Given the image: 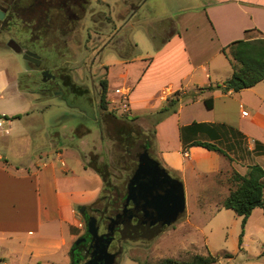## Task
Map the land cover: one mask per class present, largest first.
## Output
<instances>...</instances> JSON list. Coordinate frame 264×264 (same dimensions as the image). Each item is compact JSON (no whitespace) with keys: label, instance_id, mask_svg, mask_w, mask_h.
I'll list each match as a JSON object with an SVG mask.
<instances>
[{"label":"rangeland","instance_id":"rangeland-1","mask_svg":"<svg viewBox=\"0 0 264 264\" xmlns=\"http://www.w3.org/2000/svg\"><path fill=\"white\" fill-rule=\"evenodd\" d=\"M188 1L192 0H90L76 40L71 39L62 45L51 43L59 41L65 33L63 30L57 32L46 28V25H0V73L16 82L20 90L18 94L7 91L1 94L0 117L7 116L11 120V115H19V118L5 126L7 133L0 134V153L8 152L9 163L28 162L33 170L36 166L41 168L43 164L52 162L57 177H62V170H69L67 176L74 180L77 176L87 177L90 183L84 187L89 190L101 182L91 166L95 164L116 178L112 182L120 186L123 175L115 161L124 153L121 131L152 129V123L158 116L147 112L135 118L122 110L114 93L121 82L118 67L114 68L113 77L107 84L105 114L100 113V99L95 95V89L97 91L101 82L106 81L104 66H113L118 61L120 54L117 50L126 56L143 57L146 50L154 47L152 38L163 41L174 32L175 25L167 20H174L175 14L189 5ZM132 5L136 6V11L135 7L131 9ZM32 28L33 39L37 36L43 39L41 42L39 38L35 48L41 44L40 47L48 49L39 52L46 67L53 73L73 70L76 80L71 76L72 80L86 92V99L69 95L66 101H61L51 94L34 93L40 80L13 48V43L22 45L27 41ZM66 36L70 37L69 34ZM253 36L257 34L248 37ZM130 40L135 43L134 50ZM55 58L57 61L54 63ZM57 149L66 168L54 162ZM247 155H241V158H248ZM261 163L264 166V162ZM84 187L77 183L71 190L86 189ZM227 191L220 187V193L227 194ZM207 192L212 193L210 190ZM197 194V190L188 189L183 216L155 239L126 240L118 245L111 243V252L121 248L117 264H158L164 259L188 262L194 255L217 257L214 264H264V211L255 209L243 227L242 218L232 210L222 208L225 196L221 200L209 196L198 200ZM67 229L63 227L62 235ZM81 229L82 235L85 227ZM22 239L16 245L10 240L0 243V264H13L15 255H19L21 264H70L69 256L62 254L44 258L30 255L24 251ZM77 240L74 238L70 242V249ZM13 242L15 244V240Z\"/></svg>","mask_w":264,"mask_h":264},{"label":"crops","instance_id":"crops-1","mask_svg":"<svg viewBox=\"0 0 264 264\" xmlns=\"http://www.w3.org/2000/svg\"><path fill=\"white\" fill-rule=\"evenodd\" d=\"M174 17L167 20L175 25L173 34L163 41L152 38L154 47L143 57L121 53L115 65L104 66L105 80L108 84L114 68L120 69L116 89L128 92V113L135 118L156 112L176 91L187 95L176 113L154 126L157 154L181 180L186 196L192 188L198 191V200L207 196L221 200L229 194L232 172L243 175L252 165L264 170V155L252 153L255 142L264 146V80L236 93L207 88L222 85L232 74L221 53L224 47L254 38L248 36L257 31L264 35V0H192ZM6 91L20 93L16 82L0 73V98ZM192 94L193 100L188 96ZM205 100H211V108H206ZM3 117L4 128L10 126L12 120ZM194 124L199 127L190 128ZM182 132L187 143H215L229 158L202 147L183 150ZM246 154L248 158H241ZM54 157L67 167L58 149ZM56 171L52 162L33 170L28 162L9 163L8 152L0 153V243L10 240L16 245L23 238L24 251L36 258L68 256L70 242L81 236L82 229L77 228L84 224L81 209L100 196L103 185L100 178V184L89 190L87 177L74 180L67 176L69 170L57 177ZM77 183L86 184V189L71 190ZM220 185L227 194L219 192ZM63 227H68L65 235ZM15 258L12 263L21 264L19 255Z\"/></svg>","mask_w":264,"mask_h":264},{"label":"trees","instance_id":"trees-1","mask_svg":"<svg viewBox=\"0 0 264 264\" xmlns=\"http://www.w3.org/2000/svg\"><path fill=\"white\" fill-rule=\"evenodd\" d=\"M134 7L136 11L135 5H132L131 9L134 10ZM249 32L252 31H246L245 33L247 34ZM173 33L174 32H172L171 34ZM132 46V49L134 50L135 45L133 44ZM117 51L120 54L119 56L121 57L122 52H120L119 50ZM221 53L228 60L232 70V74L230 78L222 83V85L208 87V90H212L214 88H223L224 91H232L236 93L244 89L252 88L256 84L264 80V35H262L260 32L257 31V36L254 38H245L230 43L221 50ZM101 84L104 88V91L103 96L100 100L99 108L100 113L105 114L107 108L104 104V98L107 89V82L102 81ZM202 90L203 89H198V92ZM188 96H190V99L193 100L196 94ZM185 98H187V95L183 94L181 91H176L171 96H169L162 107L154 112V114L158 116V118L153 121L152 129L150 128L137 131H121V143L124 148V153L122 155L123 157L120 156L119 160L117 162L115 161V165L117 167H121L122 170V172L120 173H122L123 178L121 177L122 181L120 183V186L112 182V179L116 180V178L114 179V177L110 173L106 174L95 164H91V166L94 168L93 170L96 171V173H98V175L100 176L103 187L100 196L92 204L84 207L82 212L84 224H86V221L90 217H98L99 221H102L112 218L121 212L122 206L124 205L126 200L127 183L134 174L138 165L139 157L143 152L148 153L151 159L158 162L160 167L164 169V171L168 173V175L172 179L182 183L177 175L173 171L169 170L166 165L160 160V158L157 157L158 152L155 142L154 126L161 122L165 117L176 113L180 103ZM204 104L206 108H211V100H205ZM18 118L19 116H13L11 117V120ZM145 121L148 123V119L145 118ZM191 127L199 126H195L194 124L190 126V128ZM184 133L185 132L181 133L183 150L190 147H202L208 151L217 152L225 157H228L227 153L223 149H221V147H218V145H216L215 143L200 141H192L187 143ZM225 147L227 148V146ZM252 153L254 155H264V146L258 142H255ZM228 183L230 185L229 194L225 198L221 206L226 210H232L236 216L242 218V226L244 227L247 219L255 209H261L264 211V170L258 165H252L248 167L247 173L245 175H240L236 172H232L228 179ZM184 212L185 209L176 222L179 221ZM175 223L168 226L166 229H164L158 235L152 237L151 239L137 238L133 240L151 241L171 226H174ZM82 235L80 237L84 236ZM86 235L87 234L85 232V237L88 240V237ZM242 237L243 232L240 235L239 244L241 243ZM126 240L129 239L121 240V242ZM119 253H121V251H119ZM68 256L70 264H83L89 256V251L86 244L82 241L78 244H74L71 247ZM216 260L217 257H214L212 255H194L188 262L178 261L174 259H164L161 260L158 264H214Z\"/></svg>","mask_w":264,"mask_h":264},{"label":"water","instance_id":"water-1","mask_svg":"<svg viewBox=\"0 0 264 264\" xmlns=\"http://www.w3.org/2000/svg\"><path fill=\"white\" fill-rule=\"evenodd\" d=\"M184 209L182 183L172 179L158 162L143 152L128 182L122 213L109 220L107 233L98 234L94 217L86 221L87 233L94 243L90 259L83 264H114L119 253L108 251L112 242L151 239L175 223ZM82 240L79 238L75 244Z\"/></svg>","mask_w":264,"mask_h":264},{"label":"flooded vegetation","instance_id":"flooded-vegetation-1","mask_svg":"<svg viewBox=\"0 0 264 264\" xmlns=\"http://www.w3.org/2000/svg\"><path fill=\"white\" fill-rule=\"evenodd\" d=\"M88 7H90V0H3L0 2V25H46V28H51L57 32L63 30L65 33L59 37V41H52L51 43L62 45L64 42L70 41L71 39L76 40V37L79 35L80 27L83 25V19L88 12ZM26 19H30V21ZM33 30L34 28L30 30L31 33L28 34L26 42L22 43V45L13 43V46H15L13 48L16 53L25 59L27 68L31 67L33 73L36 74L34 75L40 80L39 84H37L38 88L34 93L39 95L51 94L53 97L59 98L61 101H66L69 95L85 97L86 92L80 89L79 84L72 80L71 76H73V78L75 76L73 70L68 69L67 71L70 72L69 74L66 71L53 73L46 67L39 52L48 49L46 47H40L41 44L39 47L35 48L36 42L39 41V38L41 42L43 39L41 36H37L33 39ZM76 31H78L77 34ZM67 34H69L70 37H67ZM54 60L55 63L57 58ZM50 62L51 65H53V60ZM74 80L76 79L74 78ZM103 91L104 88L102 84L99 85L97 91L95 89V95H97L100 100L103 96ZM122 210L123 206L121 212L117 215L121 214ZM117 215L112 218H115ZM112 218L102 221H99L98 217L95 218L97 221L96 223L99 235L107 233V226L109 224V220ZM83 226L85 227L88 240L85 237V232L83 233L84 236H79V238L83 239L82 242L86 244L89 251V256L86 260L88 261L91 253L93 252L94 242L92 237L87 233L86 224H83ZM102 228L103 230L100 232V229ZM120 242L121 241H116L112 243H116L118 245ZM108 251L110 253H119L121 249L118 247V250L111 252L109 246ZM119 254L114 264H117Z\"/></svg>","mask_w":264,"mask_h":264},{"label":"built area","instance_id":"built-area-1","mask_svg":"<svg viewBox=\"0 0 264 264\" xmlns=\"http://www.w3.org/2000/svg\"><path fill=\"white\" fill-rule=\"evenodd\" d=\"M114 93L118 96V104H120V107L124 112H128V107H127V95L128 92L125 90H120V89H115ZM243 116H246V112L242 113ZM6 119L5 117H0V134H5L7 133V129L4 128ZM83 227L82 223H79L77 225V228L81 229Z\"/></svg>","mask_w":264,"mask_h":264}]
</instances>
